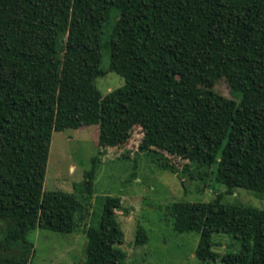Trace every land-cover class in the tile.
Returning <instances> with one entry per match:
<instances>
[{
	"label": "trees",
	"instance_id": "obj_1",
	"mask_svg": "<svg viewBox=\"0 0 264 264\" xmlns=\"http://www.w3.org/2000/svg\"><path fill=\"white\" fill-rule=\"evenodd\" d=\"M105 50L131 68L106 96ZM89 127L101 155L141 131L138 152L200 193L215 175L228 191L171 206L175 230L200 234V261L264 264V211L224 203L264 196V0H0V264H31L38 230L84 235V264H126L123 200L89 220L96 166L75 193L45 189L54 133ZM217 234L241 250L214 252Z\"/></svg>",
	"mask_w": 264,
	"mask_h": 264
},
{
	"label": "rangeland",
	"instance_id": "obj_2",
	"mask_svg": "<svg viewBox=\"0 0 264 264\" xmlns=\"http://www.w3.org/2000/svg\"><path fill=\"white\" fill-rule=\"evenodd\" d=\"M120 58L112 50L104 51L102 68L106 75L96 81V86L105 96L126 85L130 61ZM215 91L235 99L225 81L218 83ZM98 135L97 127L54 133L45 189L75 193L81 186H87L85 174L96 166L89 220L94 222L99 218L106 198L123 200L117 221L125 233L121 249L127 254L126 264H223L221 260L203 262L197 258L200 234L177 232L169 208L180 202H212L219 194H225L227 187L218 184L216 176L212 175L206 192L200 193L199 185L189 178L182 179L158 169L147 154L138 152L142 137L139 130L125 147L103 155ZM127 154L129 159L125 158ZM224 203L264 211V196L245 189L225 195ZM140 229L149 238L142 246L137 245ZM32 238L36 253L31 264H84L86 261L87 238L84 235L38 230ZM214 242L213 251L222 256L238 253L242 248L241 241L228 234L215 235Z\"/></svg>",
	"mask_w": 264,
	"mask_h": 264
}]
</instances>
